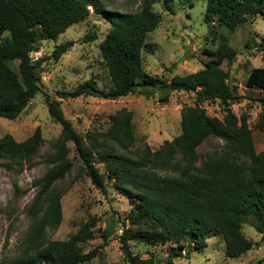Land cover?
I'll use <instances>...</instances> for the list:
<instances>
[{
    "label": "trees",
    "instance_id": "16d2710c",
    "mask_svg": "<svg viewBox=\"0 0 264 264\" xmlns=\"http://www.w3.org/2000/svg\"><path fill=\"white\" fill-rule=\"evenodd\" d=\"M133 1L139 3L135 12L119 13L107 9L101 0H0V119H17L43 94L49 117L60 126L55 152L49 157L51 167L36 182L38 192L29 209L33 223L19 254L0 264H88L109 239L114 226L110 221L101 231L103 243L86 253L79 246L95 238L92 222L63 241L46 236L47 229L56 230L62 223L65 190L57 184L73 167L68 144L73 145L80 169L95 189L106 193L110 183L131 206L132 220L128 227L121 222L118 237L127 264H175V259L188 258L191 251H202L208 236L215 233L224 241L225 256L237 258L253 246L242 232L244 225L252 227L264 243V151L255 150L248 117L236 115L231 108L247 99L238 94L229 71L221 67L224 62L230 66L238 53L226 40L214 37L217 27L233 33L249 19L264 17V0H206L203 21L209 26L208 38H215L217 45L203 49L209 60L201 70L169 81L146 75L142 52L161 21L153 6L175 0ZM91 13L109 25L99 50L110 88L100 90L89 79L72 92L57 93V97L113 101L136 93L154 95L159 90L166 101L170 93L192 94L193 105L184 108L180 116L179 134L157 150L136 146L132 113L125 108L109 117L106 129L87 132L82 139L65 118L61 102L42 91L44 62H57L73 42L56 45L50 57L33 60L30 54L38 52L41 41L56 40ZM95 39V33H90L83 40ZM244 47L251 49L250 43ZM243 84L248 90L264 93V68H251ZM214 103L221 109V118L208 116L203 107ZM260 103L264 105V99ZM209 139L220 144L199 155L198 148ZM42 144L39 128L22 142L4 135L0 138V162H26ZM129 242L149 249L174 247L159 263L154 251L146 258L133 255Z\"/></svg>",
    "mask_w": 264,
    "mask_h": 264
},
{
    "label": "rangeland",
    "instance_id": "374dc122",
    "mask_svg": "<svg viewBox=\"0 0 264 264\" xmlns=\"http://www.w3.org/2000/svg\"><path fill=\"white\" fill-rule=\"evenodd\" d=\"M109 10L119 13L135 12L139 3L133 0H101ZM206 0H175L173 3H157L153 10L160 15L158 28L149 34L146 47L142 52L143 67L146 75L158 81H169L174 76H185L203 68L209 58L202 51L206 45L216 47V38H222L237 51L238 56L222 69L229 71L230 80L236 84L238 94L247 100L232 106V111L248 117V127L252 131L255 150L264 151V93L248 91L244 87L249 68H264V17L249 19L233 33L223 27L215 29L214 39L208 38L209 26L203 21ZM109 30L107 21L94 14L67 29L56 40H45L38 44V52L31 53L33 60L50 57L54 47L65 42L73 46L55 62L45 61L40 74L42 91L51 99L61 102L66 119L71 121L75 133L84 139L87 132L103 131L107 128L109 117L125 108L132 113L135 144L146 145L157 150L164 142L171 141L179 134L180 116L184 108L193 105V95L170 93L166 101L164 92L155 91L154 95L133 94L117 100H104L91 96L76 99H59L57 93L72 92L78 85L93 79L98 89L106 91L110 81L102 59L99 45ZM95 33L96 39L84 42L87 34ZM251 40L253 42H251ZM208 42V43H207ZM250 43L251 49L244 44ZM254 43V44H253ZM260 45V46H258ZM240 85V86H239ZM254 101V102H253ZM210 117L221 118L222 112L217 103L204 105ZM263 123V127H259ZM39 128L43 144L32 158L23 163L0 162V262L19 254L26 233L33 223L29 213L30 206L38 192L36 182L51 167L49 157L54 154L55 141L60 134V126L49 117L43 94H38L28 108L17 119H0V138L10 135L16 142L26 140ZM220 144L209 139L199 148L198 154L210 153ZM68 158L73 167L57 186L65 190L61 199L62 223L56 230L47 229L46 236L51 240H66L80 226L92 222L95 238L79 246L86 253L103 243L102 230L110 221L114 224L104 247L95 259L88 264H127L120 249L118 237L121 235V222L125 227L132 220L131 206L110 183L106 184V193L95 189L84 176L75 156L73 145L68 144ZM101 172L102 167L97 166ZM242 232L253 243L252 248L237 258H227L224 253V241L220 234H210L207 245L202 251H191L189 257L174 260L175 264H264V243L249 225ZM186 242H183L185 245ZM133 255L147 257L155 252L156 261L161 263L171 255L174 245L148 247L129 242Z\"/></svg>",
    "mask_w": 264,
    "mask_h": 264
},
{
    "label": "crops",
    "instance_id": "0c3cea01",
    "mask_svg": "<svg viewBox=\"0 0 264 264\" xmlns=\"http://www.w3.org/2000/svg\"><path fill=\"white\" fill-rule=\"evenodd\" d=\"M251 68H249V70H250ZM240 86V85H239ZM246 89V88H245ZM246 90H248V89H246ZM248 91H256V90H248ZM258 92V91H257ZM240 95V94H239ZM243 96V95H242ZM243 102H246V100H244ZM241 104V103H240ZM240 104H236V105H240ZM234 106V105H233ZM254 147H255V144H254Z\"/></svg>",
    "mask_w": 264,
    "mask_h": 264
}]
</instances>
